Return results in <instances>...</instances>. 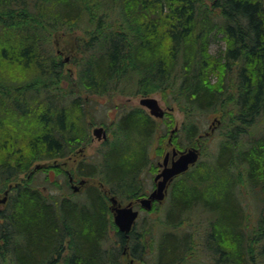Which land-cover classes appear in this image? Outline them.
I'll return each mask as SVG.
<instances>
[{"label": "trees", "instance_id": "trees-1", "mask_svg": "<svg viewBox=\"0 0 264 264\" xmlns=\"http://www.w3.org/2000/svg\"><path fill=\"white\" fill-rule=\"evenodd\" d=\"M73 28L74 76L48 44ZM217 38L224 48L212 53ZM151 93L182 112L181 146L205 137L210 114L222 136L179 177L167 215L141 226L155 229L152 240L135 225L126 241L108 195L122 202L147 190L139 174L158 123L143 107L122 111L112 138L70 171L88 182L81 192L45 195L34 175L46 165L34 167L90 142L93 95ZM6 190L0 264H123L124 246L187 263L195 232L171 214L187 211L205 222L208 264H264V0H0V197Z\"/></svg>", "mask_w": 264, "mask_h": 264}, {"label": "rangeland", "instance_id": "rangeland-1", "mask_svg": "<svg viewBox=\"0 0 264 264\" xmlns=\"http://www.w3.org/2000/svg\"><path fill=\"white\" fill-rule=\"evenodd\" d=\"M78 34H81L80 29L73 28L69 30H57L51 34V36L48 39L49 49L55 54V58L57 60L62 61L63 70L69 71L72 76H74L75 68L73 64L71 63V59L78 55L77 49H76V43L75 38ZM224 48V41L222 39L214 40L210 44V51L212 53H217L220 49ZM65 85V84H64ZM149 96H154L158 99L161 107L165 109V114L160 118H156V121L158 123V135L156 137V142L150 146L149 156H150V162L145 170L143 172L144 174V182L146 181V187L147 190L151 189L152 183L150 181V177L152 178V175L154 174L156 168H157V162L161 161L163 158V155L166 150H171L170 144L167 143L168 137L172 138L173 143L178 145L176 139H179V141L182 142V145H184V134L183 132L177 133V138L172 136L174 133L171 132L172 129H175L176 127H180L183 122V114L178 110V108L174 106H168L166 103L161 99L160 95L157 93H151ZM141 97L140 94H130V95H122L118 94L113 100L109 101L107 96H99V95H93L91 100L89 101V104L87 106V111L89 113V117L87 118V123L89 122V133H90V142L87 143L84 146H79L76 148L72 153H70L68 156L52 159V160H46V161H40L39 164L46 165L41 168V170H38L36 174L34 175V182L36 185L44 192L45 195L51 196L53 193H65L68 192V187L70 185L78 186L77 192H81L85 185L88 182H85L84 184H80L79 181L81 179V176L79 175H71L70 171L74 170L80 160H91L93 154L97 151V149L102 148L103 143L108 138H112V125L110 124L113 122L117 116L121 114L122 111L127 110L134 106H140L138 103L139 98ZM147 110V109H145ZM170 116L171 121H170ZM220 118L219 114H210L209 116H206L205 124L203 127V131L198 136H204V138L201 139V141H198L199 147H201V143L205 144V150L204 152L200 154L199 160L209 159L213 153V150L215 148V145L218 141V139L222 136L220 132L222 131L220 119L219 122L216 121V119ZM94 121L95 123H91V121ZM166 124L168 126H166ZM102 125L103 127H107V137L105 139H97L92 134V129L94 126ZM105 129V128H104ZM204 131H208L209 133H203ZM197 139V138H196ZM81 150V151H80ZM202 150V149H201ZM200 150V151H201ZM40 166L36 169H39ZM150 172V173H149ZM146 173V174H145ZM148 174V175H147ZM22 177L24 175H21ZM72 178L70 180L69 178ZM67 180V182H66ZM55 181H58L60 186L52 185ZM68 183V184H67ZM189 184V183H188ZM54 187H52V186ZM73 193H76V191H72ZM172 197V195H171ZM123 203L125 201H122ZM168 204V198L164 199L160 204L153 205V207L149 210L140 209L139 215L136 219V226L139 229L142 225H148L149 223L153 222L156 223L157 221H160L164 218V212L165 207ZM193 212V211H191ZM193 213L195 215H184L181 216L182 218V224L183 225H194L196 228L194 229L195 232V254L193 255L192 260H190V263L193 262V264H208L209 261V254L208 251L202 250L204 242V232H202V227L204 226L205 222L197 221L198 215L196 211ZM184 219V220H183ZM189 222H191L189 224ZM187 227V226H186ZM142 229V228H141ZM112 234V233H111ZM204 235V236H203ZM202 238V239H201ZM152 248H147V251L143 252V260L142 261H136L135 263H144V264H155L158 263L156 261V251L151 250ZM164 261L162 260L161 263ZM185 264V263H183Z\"/></svg>", "mask_w": 264, "mask_h": 264}, {"label": "water", "instance_id": "water-1", "mask_svg": "<svg viewBox=\"0 0 264 264\" xmlns=\"http://www.w3.org/2000/svg\"><path fill=\"white\" fill-rule=\"evenodd\" d=\"M138 103L148 109L150 115L154 117H162L165 113V109L161 107L159 101L154 96L149 95H142ZM217 122L219 119L215 118ZM175 129H172L173 132ZM92 134L97 139H105L107 137L106 130L102 125L94 126L92 129ZM171 138H169L170 141ZM177 152L173 149L172 154L175 155ZM200 156V149L196 146L186 147L179 151V154L176 158L171 160V163L167 164L168 153H166L159 163L162 168L161 170L155 175L154 179L156 180L155 188L145 197H141L139 199V203L141 207L145 210H149L152 207L154 201H161L164 198L166 184L169 180L173 178V176L183 173L184 171L188 170V168L194 165ZM40 165L36 164L34 168H38ZM72 180V178H69ZM80 184L84 183V179L79 181ZM72 189L74 191L78 190V186H73ZM5 195L0 198V202L5 201ZM109 200L111 202L110 210L112 212V220L113 223L117 226L118 230L122 232L129 231L137 216L138 210L134 209L131 202H128L125 205H121L114 196H110ZM132 260L128 261L127 264H131Z\"/></svg>", "mask_w": 264, "mask_h": 264}, {"label": "flooded vegetation", "instance_id": "flooded-vegetation-1", "mask_svg": "<svg viewBox=\"0 0 264 264\" xmlns=\"http://www.w3.org/2000/svg\"><path fill=\"white\" fill-rule=\"evenodd\" d=\"M145 109V108H144ZM147 111V110H146ZM160 118V117H159ZM156 119V118H155ZM160 119H162V118H160ZM166 126H168L167 124H166ZM105 128V130H108L107 129V127L105 126L104 127ZM179 127H176L175 129L177 130ZM107 132V131H106ZM206 133H209L208 131H205ZM172 136H174V134L172 135ZM169 138L170 137H168V139H167V143L168 144H170V147H171V150H166L165 151V153H164V155L166 154V153H168V158H167V164L169 165L170 163H171V160L173 159V158H176L177 156H178V154H179V151L180 150H182L183 148H185V146H181L180 144H178V145H176L175 143H173V141H172V138L170 139V141H169ZM173 149L174 150H176V154L175 155H173L172 154V151H173ZM81 151V150H80ZM164 155H163V157H164ZM163 159V158H162ZM160 163V161L159 162H157V168H156V170H155V172H154V174L152 175V178H151V176L149 175V177H150V181H151V185H152V187H151V189H149V190H146V192L143 194V195H140V196H137V197H135L134 199H131V200H126L124 203L123 202H119L121 205H125V204H127L128 202H131L132 203V206H133V208H135V209H137L138 210V212H140V209H142L141 208V206H140V203H139V199L141 198V197H145V196H147L154 188H155V186H156V180L154 179V177H155V175L161 170V168H162V166L159 164ZM148 166V165H147ZM147 166L141 171V173L139 174V176H141V177H144V174H143V172H145V170H146V168H147ZM150 173V172H149ZM185 172H183V173H180V174H177V175H175V176H173V178L171 179V180H169L168 182H167V184H166V190H165V195H164V198L161 200V201H154L153 202V204H152V207H153V205H158V204H160L164 199H166V198H168V204H169V202H170V199H171V193L172 192H174V188H175V186L178 184V179H179V177H181L183 174H184ZM146 174V173H145ZM148 175V174H147ZM145 178V177H144ZM84 184V183H83ZM70 187H71V185H70ZM105 191V190H104ZM76 192H77V190H76ZM78 193V192H77ZM105 193H106V191H105ZM110 195H112V194H109L108 196H110ZM3 202H0V204H2ZM167 204V205H168ZM167 205H166V207H167ZM165 207V208H166ZM171 214H173L174 216H175V218H180L181 216H184V215H188V216H190V215H195L196 216V214L195 213H193V212H191V211H187V212H183V213H178V212H174V213H171ZM164 215H167V212H164ZM191 222H189V224H190ZM150 225H151V223H149ZM148 224V225H149ZM136 225V221L134 222V225H133V227L131 228V229H133L134 228V226ZM147 225V226H148ZM183 225V224H182ZM187 226V227H186ZM183 225L182 226V228L183 229H187V230H189L191 233H194V229H195V227H194V225H192V224H190V225ZM142 228V229H141ZM140 229H139V227L138 228H136L135 230H134V233H137L138 235H141V234H148V238L152 235V233H155V229L154 228H151V227H141ZM194 228V229H193ZM131 229L129 230V231H131ZM118 230V229H117ZM118 231H120V230H118ZM129 231H127V232H122V231H120V232H122V233H124L125 235H126V241H130L133 237H130L129 235H128V232ZM150 231V232H149ZM134 238H137V237H135L134 236ZM152 239L151 238H149L148 239V241H151ZM118 244H120V242L118 243ZM204 248H207V245L205 244V246L203 245V249ZM141 255H143V251H142V254ZM122 256H123V264H127L128 263V261H130V260H132V263L131 264H141V263H135L136 261H142L143 259H139L138 257H136V256H132V255H130L129 253H128V249H127V246H124V248H123V250H122ZM142 264H144V263H142ZM155 264H159V263H155ZM161 264H164V262L163 263H161ZM185 264H193V262H187V263H185Z\"/></svg>", "mask_w": 264, "mask_h": 264}]
</instances>
